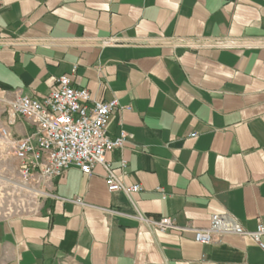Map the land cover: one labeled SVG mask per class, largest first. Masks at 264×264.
Listing matches in <instances>:
<instances>
[{
  "label": "crops",
  "instance_id": "0c3cea01",
  "mask_svg": "<svg viewBox=\"0 0 264 264\" xmlns=\"http://www.w3.org/2000/svg\"><path fill=\"white\" fill-rule=\"evenodd\" d=\"M62 75L122 107L110 135L132 137L106 159L146 216L264 222V0H0V128L29 136L11 102ZM106 175L71 166L40 214L1 219L0 264H264L247 238L151 229Z\"/></svg>",
  "mask_w": 264,
  "mask_h": 264
},
{
  "label": "built area",
  "instance_id": "2783aa9c",
  "mask_svg": "<svg viewBox=\"0 0 264 264\" xmlns=\"http://www.w3.org/2000/svg\"><path fill=\"white\" fill-rule=\"evenodd\" d=\"M112 42L107 40L104 43ZM215 43L221 47L235 46V42L219 40ZM58 84V88L42 100L19 93L11 102L12 113L31 123L33 132L29 136L17 138L8 127L0 128V142L4 141L5 144L0 149L4 156L11 155L19 161L18 173L34 196L32 204L23 205L16 212H6L5 219L13 215L27 217L40 214L47 200L55 197L52 191L53 180L69 167L75 166L91 174L96 165H102L107 172L109 191L125 193L133 203L137 218L151 229L192 234L196 241L203 244L218 241L222 236L237 235L252 240L264 249V222L250 231L228 213L213 215L206 227L183 226L172 217L157 219L142 213L132 195L141 192L143 187L140 184L126 185L106 159L108 152L122 147L132 137L126 131H122L116 138L110 135L111 118L122 108L119 102L94 99L87 89L75 87L70 75L59 77ZM192 136H196V133ZM121 169L127 173L125 160L121 162ZM75 200L81 202L80 199Z\"/></svg>",
  "mask_w": 264,
  "mask_h": 264
},
{
  "label": "rangeland",
  "instance_id": "374dc122",
  "mask_svg": "<svg viewBox=\"0 0 264 264\" xmlns=\"http://www.w3.org/2000/svg\"><path fill=\"white\" fill-rule=\"evenodd\" d=\"M0 143L3 149L4 141ZM2 149H0V220L5 219L6 212L10 210L16 212V209L23 205L29 206L28 204H32L34 200L33 192L29 191L27 184L18 173L19 161L11 155L4 156ZM13 218L19 217L13 215L9 219Z\"/></svg>",
  "mask_w": 264,
  "mask_h": 264
}]
</instances>
